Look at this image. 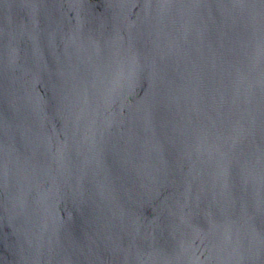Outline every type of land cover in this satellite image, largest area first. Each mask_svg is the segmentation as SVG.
<instances>
[{"label": "water", "instance_id": "1", "mask_svg": "<svg viewBox=\"0 0 264 264\" xmlns=\"http://www.w3.org/2000/svg\"><path fill=\"white\" fill-rule=\"evenodd\" d=\"M0 264H264V0H0Z\"/></svg>", "mask_w": 264, "mask_h": 264}]
</instances>
